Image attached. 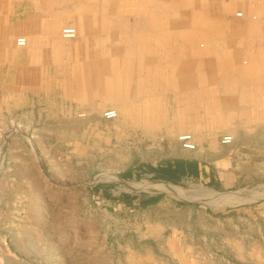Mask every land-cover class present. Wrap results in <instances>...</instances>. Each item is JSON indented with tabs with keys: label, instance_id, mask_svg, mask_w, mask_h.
<instances>
[{
	"label": "rangeland",
	"instance_id": "1",
	"mask_svg": "<svg viewBox=\"0 0 264 264\" xmlns=\"http://www.w3.org/2000/svg\"><path fill=\"white\" fill-rule=\"evenodd\" d=\"M49 2L56 16L32 33V1L0 2V264H174V250L264 264V115L240 104L212 122L238 95L187 81L253 72L264 110V0ZM224 157L242 174L226 190L156 177L187 160L217 177Z\"/></svg>",
	"mask_w": 264,
	"mask_h": 264
},
{
	"label": "crops",
	"instance_id": "2",
	"mask_svg": "<svg viewBox=\"0 0 264 264\" xmlns=\"http://www.w3.org/2000/svg\"><path fill=\"white\" fill-rule=\"evenodd\" d=\"M21 1H32L34 3L33 4L34 12L32 13V16H29L31 18H28V15H26L27 17L25 20V24L28 27V31L32 33L35 29H37V27H41L45 25L48 17H51L52 13L53 14L55 13L52 16H56V12L52 11V9L50 8L51 6L49 5L50 4L49 1H56L60 3V2H63L64 0H21ZM257 10H258V13H255L254 10H252L253 12L251 13H255L256 15L261 17V24L264 25V10L260 8V6L259 8H257ZM58 11L60 10H57V14H58ZM258 25L260 24L259 23L255 24V27ZM248 42L250 43L248 45H250L251 48L253 49V36L248 38ZM256 42L258 46H261L263 45L262 42H264V40L263 41L259 40ZM250 60H251L250 62L253 63V53H251L250 55ZM190 61H192V59L189 58L188 63H190ZM175 62L177 65L179 64L177 59L175 60ZM192 64L193 63H190V65ZM190 65L188 64V67ZM258 79H259L258 76L253 75V72H252V76H187V81H189L190 85L195 87L196 92L200 90L203 92L207 91V93L211 94L212 92H217L221 89L226 94V96L227 95L228 96L238 95L239 101L232 102V98L229 97L231 99V101H228L229 103L226 102L223 105L222 103L215 101L212 104L213 106H211V109L208 110V112L213 114V116L210 118V121L212 122L220 120L221 119L220 113H222L223 111L232 112L231 108H227V107L233 108V106L235 105L242 104L243 107H240V109L248 108L250 112H252V115H253V118L252 119L250 118L249 120L250 121L253 120V122L257 123L258 120L263 117L264 110L261 108V103L258 102L256 94L253 93V90H249V87H252L250 89H253V84L257 85ZM249 82L251 83L250 85H249ZM186 86L188 87L189 85L186 84ZM224 107H226V109H224ZM233 119L234 118L231 116L226 117L224 119L223 124L219 125L220 128L231 127V125L230 126H227V125ZM221 160L222 159H220L219 162H221ZM222 161L224 162V165L219 166L217 177H215L212 174V171H208V169H206V167L197 160H187V161L179 163V165L176 166L174 169H172V167H169V169L175 172L181 171L183 174H180L179 176V173H178L179 177L200 180L204 183H207L208 186H211L214 189L226 190L234 186L235 184H237L239 182L240 177H242V174L238 173L237 166L233 167L232 164L229 162V159H227V157H224ZM99 194H101L100 191H99ZM106 196L108 197L109 195L106 193L102 194V197H104V199L106 198ZM135 196H136V198L134 199L135 203H133V205H136V204L139 205L140 202H142L140 200V196L138 195H135ZM112 197L114 196L112 195ZM179 241H181L182 243L185 241L183 234L175 233L169 236V238H167V242H171L173 244L178 243ZM169 247L171 248L170 243H169ZM170 257H171L170 255H165V257L163 256L161 258H157V257L155 258L154 256H152V259L155 264H167ZM172 257L175 260L174 264H192V262L194 261L193 259L189 258L188 255H184L182 251L180 253L177 250L176 251L174 250L172 252ZM220 263L230 264L224 260H219V264Z\"/></svg>",
	"mask_w": 264,
	"mask_h": 264
},
{
	"label": "built area",
	"instance_id": "3",
	"mask_svg": "<svg viewBox=\"0 0 264 264\" xmlns=\"http://www.w3.org/2000/svg\"><path fill=\"white\" fill-rule=\"evenodd\" d=\"M235 16L238 18L242 17V13L237 12V13H235ZM76 34H77L76 30L74 28H70V27L64 28L61 31L62 38L67 39V40L74 39L76 37ZM25 44H26V41L24 38H18L16 40V45L18 47H23V46H25ZM116 116H117V114L114 110H108V111L104 112V118L105 119H108V120L114 119ZM189 138H190L189 136H185V138L180 139V140H184L185 142H187V144L184 145V147L186 149H193V146L188 143ZM229 141H230V137H224L222 140L223 143H228Z\"/></svg>",
	"mask_w": 264,
	"mask_h": 264
},
{
	"label": "trees",
	"instance_id": "4",
	"mask_svg": "<svg viewBox=\"0 0 264 264\" xmlns=\"http://www.w3.org/2000/svg\"><path fill=\"white\" fill-rule=\"evenodd\" d=\"M156 177L159 178V179H163V180H169V181H172L174 183L177 182L180 174H183L181 171H172L170 170L169 168L166 169V170H159L156 172ZM178 173H179V176H178ZM177 174V175H176ZM185 174V173H184ZM132 199H135L136 196H132L131 197ZM153 201H148V202H140V205H147V204H150L152 203Z\"/></svg>",
	"mask_w": 264,
	"mask_h": 264
},
{
	"label": "bare ground",
	"instance_id": "5",
	"mask_svg": "<svg viewBox=\"0 0 264 264\" xmlns=\"http://www.w3.org/2000/svg\"><path fill=\"white\" fill-rule=\"evenodd\" d=\"M169 8H170V7H169ZM179 138H180V139H183V138H185V136H184V135H180ZM134 187H135V185H134ZM139 187H140V186H137V188H139Z\"/></svg>",
	"mask_w": 264,
	"mask_h": 264
}]
</instances>
